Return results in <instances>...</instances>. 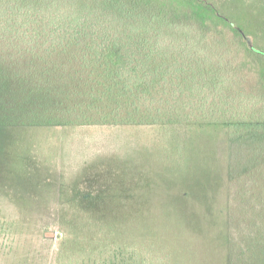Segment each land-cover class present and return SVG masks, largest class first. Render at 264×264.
<instances>
[{"label":"rangeland","instance_id":"1","mask_svg":"<svg viewBox=\"0 0 264 264\" xmlns=\"http://www.w3.org/2000/svg\"><path fill=\"white\" fill-rule=\"evenodd\" d=\"M209 1L240 29L243 47L264 48V0ZM5 47L0 264H230L226 125L60 116L57 97L42 99L51 87L44 70L63 79L64 93L83 91L64 79L76 64L63 54L35 58L32 77L22 64L10 72ZM78 99L88 101H65Z\"/></svg>","mask_w":264,"mask_h":264},{"label":"trees","instance_id":"2","mask_svg":"<svg viewBox=\"0 0 264 264\" xmlns=\"http://www.w3.org/2000/svg\"><path fill=\"white\" fill-rule=\"evenodd\" d=\"M232 24L209 0H0L10 72L22 64L32 77L35 58L63 54L76 64L64 79L83 91L64 93L63 79L44 70L51 87L42 99L57 97L60 116L226 125L230 264H264V48L243 47ZM84 95L85 103L65 101ZM7 104L0 101V123Z\"/></svg>","mask_w":264,"mask_h":264}]
</instances>
